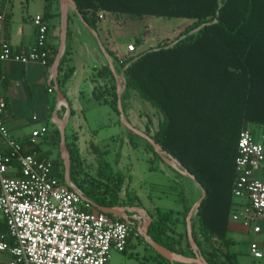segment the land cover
Wrapping results in <instances>:
<instances>
[{
    "label": "trees",
    "instance_id": "obj_1",
    "mask_svg": "<svg viewBox=\"0 0 264 264\" xmlns=\"http://www.w3.org/2000/svg\"><path fill=\"white\" fill-rule=\"evenodd\" d=\"M72 1L84 22L93 29L99 13L118 19L191 20L176 37L161 41L154 48L156 50L131 53L119 60L122 70L139 56L125 71L126 89L121 102L127 91L132 90L160 113L162 121L150 138L176 159L206 193L197 211V230L193 227L201 255L209 264H238L236 254L230 250L234 241L228 236V224L239 133L250 125L264 127V0ZM43 17L47 19L48 12ZM215 19L216 23L188 35L201 24ZM184 35L185 39L165 48ZM141 42L142 38H138L134 48ZM56 53L49 59V65ZM68 56L66 47L58 67L60 87L73 73V68L67 65ZM97 74L111 82L103 91L98 90L97 97L109 96V101L104 102L119 114L110 69L104 67ZM130 135L134 144L133 137L137 135L133 132ZM76 140L75 137L70 142L66 139L70 156L69 180L82 192L85 201L105 208L134 207V198L126 195L123 202L119 198L124 176L109 169V164L102 160L104 154L93 144L91 150L96 155L99 171L95 177L85 171ZM59 142L57 132V146ZM21 144L27 153L37 151L36 148L28 150L27 142ZM145 144L153 157L167 166L149 142L145 140ZM54 163L58 177L64 181L60 156ZM184 210L188 212L189 208L185 206ZM149 215L153 220L148 236L153 241L174 253L193 257L186 232L177 233L171 228L177 223L172 218L173 212L156 209ZM135 234L133 230L131 236ZM136 237L144 241L140 235ZM155 255L159 262L171 264L156 252Z\"/></svg>",
    "mask_w": 264,
    "mask_h": 264
},
{
    "label": "crops",
    "instance_id": "obj_2",
    "mask_svg": "<svg viewBox=\"0 0 264 264\" xmlns=\"http://www.w3.org/2000/svg\"><path fill=\"white\" fill-rule=\"evenodd\" d=\"M0 9L6 14L4 28L0 30V51L1 45L4 42L9 43L17 50H24L32 46L35 42V26L32 19L36 15L43 16L48 12L49 17L46 20L49 24V49L51 56L55 52H58L60 45V7L58 0H0ZM107 15L105 13L102 19H98L93 29L84 22L82 16L74 8L68 9V35L66 34L65 48L67 47L69 51L67 65L73 68V73L63 87H60L58 83L59 74L55 78L51 73L52 64L45 67L39 63L21 64L0 61V97L7 101L4 115L6 129L12 138L20 142H27L31 149H37L36 152L40 156L50 158L56 162L60 156L59 146L56 145L59 123L66 117L67 109H69L65 137L68 142L72 141L73 137L77 138L75 144L78 147L79 155L86 172L95 177L99 171L98 163H96L97 158L91 150V144L106 155L109 153V149L103 146L101 150V143L113 142L117 144V142H121L119 146L122 149L126 145L130 150L129 155L131 157L135 153L147 157L150 161L149 170L165 171L166 178L172 179V182L175 183L182 181L179 176L184 177L186 179V182L184 181L186 195L184 194L183 197L186 198V203L179 205L174 200L175 208L154 204V201H151L149 195H147L146 186L158 191L161 184L159 182L149 181V183H146L138 181L136 179V171L133 170L134 163L131 166L132 170L129 171V175L119 170L112 171L113 173L119 172L124 176L122 189L119 193L120 200L122 202L125 201L127 199L126 195H128L130 198L135 199L134 207L142 208L148 213H154L156 209L173 212L172 218L177 220V223L172 225L171 228L177 233L187 231L186 217L189 211L193 209L191 223L192 229L194 227L196 231L198 211L196 205L202 196V190L199 185L193 178L177 174L175 170L170 169L155 159L153 154L147 149L145 139L126 128L122 124L119 114L108 103L104 102V100L109 101L110 97L107 95L102 98L97 97V94H99L98 90L103 91L105 86H109L111 83L108 80L109 78L98 75V71L104 67L110 69L109 65L111 63L118 78L121 72L119 60L131 54L127 52L128 45H134L138 38H142L141 44L135 46V51L138 48L137 53H144L156 48L163 40L168 41L173 39L177 34L173 37L156 41L154 45L147 46L145 44L146 39L142 37V32L140 31L135 30L128 36L124 35L123 25L128 21L124 19L107 21L105 20ZM130 38H133L134 43H126ZM112 76L113 83L116 86V77L113 73ZM54 82H56L59 91L65 97V101L57 99ZM122 108L127 121L133 128L149 137L157 132L159 124L162 121L160 113L151 107L149 103L143 101L136 92L132 90L127 91L122 102ZM42 128H45L46 132L35 138V142L32 145L30 142L32 133L40 131ZM248 128L255 129L259 128V126L250 125ZM103 131H106L105 136L102 134ZM130 132L137 135V137H133L134 144L130 141ZM46 142H49L51 145L49 150L43 148V143ZM5 149V143L0 138V150ZM153 161H158L160 165H153ZM92 163L93 165L88 168L87 166ZM117 164L118 166L122 165L121 161ZM161 165L165 167H161ZM92 170L95 171L94 175ZM168 188L171 190L170 186ZM183 192L182 190V195ZM169 195L162 191L161 195L157 196L156 199L158 201L162 199L167 200L169 199ZM183 197L178 199L179 203ZM185 206L189 208L188 212H185ZM121 207L130 208V206ZM129 214H132L133 217H141L133 212H127L128 218L130 217ZM142 221H144V218ZM228 229V236L234 241V245L230 247V250L237 255L238 253L233 248L238 240L243 241L245 237L248 242L249 263L259 264L257 261L261 260L263 256L259 259L253 258L249 251V245L251 242H256L261 252H263L264 225L261 233L253 235L245 227L243 228L246 231L245 233L236 227L233 228L229 218ZM235 230L239 238L233 235ZM5 231L4 218L0 212V235ZM249 235H252L250 239L247 238ZM134 240L138 244V248L143 252L142 257L144 261H151L153 264H165L159 262L154 254L155 252L144 241H141L139 238L137 239L136 235L130 236L127 248L131 246ZM182 246H184V242ZM237 260L238 264H245L244 261ZM9 262L10 254L7 251H0V264H9Z\"/></svg>",
    "mask_w": 264,
    "mask_h": 264
},
{
    "label": "built area",
    "instance_id": "obj_3",
    "mask_svg": "<svg viewBox=\"0 0 264 264\" xmlns=\"http://www.w3.org/2000/svg\"><path fill=\"white\" fill-rule=\"evenodd\" d=\"M5 21L0 9V30ZM32 21L34 44L17 50L4 42L0 61L49 66V24L42 15ZM127 52H135L133 44ZM6 108L7 101L0 97V138L6 148L0 150V212L6 228L0 235V251L10 254L9 264H109L113 251L124 253L143 218L120 221L83 200L74 184L60 180L52 159L25 152L21 142L10 136L4 124ZM44 132L42 128L32 133V145ZM234 168L230 221L257 235L264 225V127L240 131ZM249 251L255 259L263 256L256 242L250 243Z\"/></svg>",
    "mask_w": 264,
    "mask_h": 264
},
{
    "label": "rangeland",
    "instance_id": "obj_4",
    "mask_svg": "<svg viewBox=\"0 0 264 264\" xmlns=\"http://www.w3.org/2000/svg\"><path fill=\"white\" fill-rule=\"evenodd\" d=\"M117 19L118 18H115L112 15H107L105 18V20L107 21L109 20L113 21ZM124 20L128 21L124 23L125 25H123L124 35L128 36L132 34L135 30L138 32L140 31L142 32V37H145L146 39L145 44L147 46L154 45L156 41H161L162 39L173 37L174 35L178 34L180 31L184 30L191 23V20H188V19H178V18L166 19V18H157V17H142V18H134V19L125 18ZM128 42L134 43L133 38H130L129 41H126V43ZM137 49L134 53H137ZM67 134H68V129H67ZM102 134L105 136L106 131H103ZM119 145H121V142H117V144L113 142H105V143L100 144L101 150L103 146L109 149V153L106 155H103L102 160L103 162L109 164V169L111 171L119 170L120 172H123L126 175L127 174L129 175V171L132 170L131 166L134 163L133 170L136 171V179L138 181L140 182L144 181L146 183H149V181L159 182L161 184L158 191L146 186L147 195H149L151 201H154L153 202L154 204L158 206H162V207L165 206V207L175 208L176 205L174 203V200H176L175 202H177L179 205L181 204L183 205L184 203H186V198L183 197L184 194L186 195L185 184H184V181L186 179H184V177L179 176V178H181L182 180L180 181V183L172 182V179L166 178L165 171L162 172V171L149 170L150 161L147 157H145L144 155H140L139 153H135L131 157V155H129V152H130L129 148H127V146L125 145L121 149V146ZM43 148L49 150L51 148L50 143L49 142L43 143ZM119 161H121L122 165L118 166L117 163ZM96 163H98V161H96ZM92 165L93 163L87 167L89 168ZM153 165H160V164L158 161H153ZM161 167H165V166L161 165ZM94 170H92L93 175L95 174ZM169 186L171 190L168 188ZM182 190L184 191L183 195L181 194ZM162 191L165 192L166 194H170L169 199L167 200L162 199L158 201L156 197L161 195ZM180 197H183V199L180 200V203H179L178 199ZM230 224L233 228L236 227L240 231L243 230V233L246 232L243 229L244 227L242 228L241 224L237 222H233V221H230ZM233 235L236 238H239L238 234H236V230L235 232H233ZM243 236L245 235L243 234ZM251 236L249 235L247 236V238L250 239ZM243 239H244L243 241L241 240L237 241V244L234 246L233 250L238 253L236 257L237 259H239V261H242V262L244 261L245 264L247 263L250 264L249 263L250 257L248 256V252H247L248 242L246 241L245 237ZM262 251H263L262 252L263 258L257 261L259 262V264H264V247L262 248ZM142 256H143V252L140 248H138V244L134 240L132 241L131 246L127 248L126 254L113 251L111 253V259L109 261V264H153L151 261H144Z\"/></svg>",
    "mask_w": 264,
    "mask_h": 264
},
{
    "label": "water",
    "instance_id": "obj_5",
    "mask_svg": "<svg viewBox=\"0 0 264 264\" xmlns=\"http://www.w3.org/2000/svg\"><path fill=\"white\" fill-rule=\"evenodd\" d=\"M58 1H59V7H60V45H59V49H58V52L56 54V57L54 58V61H53L52 66H51V73L53 74V76L55 78L58 74V67H59L60 59L64 53V48H65L66 34H67V28H68V9L74 8V10L76 12H78L77 8H76V6L72 0H58ZM220 5L221 4L219 3V6ZM218 13H219V11H217V15H218ZM216 22H217V19H215L213 22H210V23H203L200 26H198L197 28H195L194 30L190 31L188 35L196 34L200 30H202L204 27L211 25V24H214ZM90 31L93 34H95L91 29H90ZM185 37H186L185 35L180 37L179 40L172 42L170 45H168L165 48L173 47L178 41L185 39ZM153 50H156V49H153ZM137 59H139V56L135 57L131 62H129L127 65H125L124 68L121 70L118 78L116 76L115 69L113 68V65L111 63L109 65L110 70L112 71V73L116 77L117 109L119 112L120 120L126 128L135 132L136 134L141 135L147 142H149V144L153 147L154 151L160 156L161 160L167 166H169L170 168L179 172L182 175L189 176V177L194 179V177L185 168H183L181 166V164L176 159H174L170 155L166 154V152L163 151V149L161 148L160 145H158L149 136H147V135L139 132L135 128H133L129 124V122L127 121V119L124 115L121 97H122V94L124 93V91L126 89L125 71L135 61H137ZM54 84H55V91L57 94V99L61 100V101H65V97L59 91L56 82H54ZM68 117H69V109H67L66 117L63 120H61L59 123V133H60L59 153H60V157L63 161V165H64V171H65L64 172V181H65L66 185H69V183H70V180H69L70 156H69V151H68V148L66 145V137H65V128H66V124L68 121ZM205 196H206V193L204 191H202V196L196 205L197 208L201 205ZM82 198H83V200H85V198L83 196H82ZM93 206L99 212H102V213L110 215V216H116V217L122 218L124 220H126L128 218L127 212H133V213L143 217L144 221L142 222V225L138 230L139 231L138 234L143 238L144 242L150 248H152L157 254H159L162 258H164L168 262L181 263V264H209L201 255L199 247H198V245L194 239V236H193V229H192V223H191V217H192L193 209H191L189 211V213L186 217L187 243L189 245L190 250L193 253V257H186V256L174 253V252L166 249L165 247H163V246L159 245L158 243H156L155 241H153L148 236V229H149V226L152 222V218L146 210H144L142 208H138V207L128 208V207L115 206L112 208H105V207H100L97 205H93Z\"/></svg>",
    "mask_w": 264,
    "mask_h": 264
},
{
    "label": "flooded vegetation",
    "instance_id": "obj_6",
    "mask_svg": "<svg viewBox=\"0 0 264 264\" xmlns=\"http://www.w3.org/2000/svg\"><path fill=\"white\" fill-rule=\"evenodd\" d=\"M129 218H127L125 221H127V222H134V218L135 217H133V215L132 214H129Z\"/></svg>",
    "mask_w": 264,
    "mask_h": 264
}]
</instances>
